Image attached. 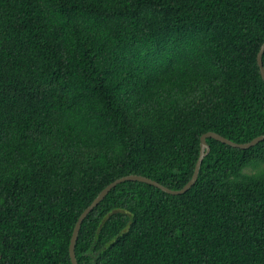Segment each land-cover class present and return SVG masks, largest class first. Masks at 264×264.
<instances>
[{
    "label": "trees",
    "instance_id": "trees-1",
    "mask_svg": "<svg viewBox=\"0 0 264 264\" xmlns=\"http://www.w3.org/2000/svg\"><path fill=\"white\" fill-rule=\"evenodd\" d=\"M263 42L264 0H0V264H72L108 183L264 134ZM206 142L182 194L112 188L78 264H264V140Z\"/></svg>",
    "mask_w": 264,
    "mask_h": 264
},
{
    "label": "water",
    "instance_id": "water-1",
    "mask_svg": "<svg viewBox=\"0 0 264 264\" xmlns=\"http://www.w3.org/2000/svg\"><path fill=\"white\" fill-rule=\"evenodd\" d=\"M263 53H264V42L260 45L259 50H258L257 55H256V60H257V64L259 67L260 75H261L262 80L264 81V66H263V62H262V54ZM206 138H213L217 141H220V142L227 144V145L234 147V148L247 149V148L254 146L258 142L264 140V134L256 136L253 139H251L250 141L243 142V143L234 142V141H232V140H230V139H228V138H226V137H224L218 133L212 132V131H208V132L202 134L200 136L199 154H198V157H197L194 169H193V173H192L190 179L186 182V184H184V186L181 187L180 189H171L165 185H162L161 183H159L158 181H156L154 179H151L149 177H146V176L140 175V174L124 175V176L116 178L113 181H111L110 183H108L104 188H102L100 190V192L91 201V203L83 209V211L80 213V215L78 216V218L74 224L72 235L70 238V243H69V256H70L71 263L72 264H78L77 259H76V255H75V243H76L78 232H79V229L81 227L83 220L104 199V197L109 193V191L112 188H114L117 184L124 182V181H139V182H143V183H147L149 185H152V186L160 189L161 191L168 193V194H171V195H179V194L186 192L196 182L202 160L210 151V146L206 142Z\"/></svg>",
    "mask_w": 264,
    "mask_h": 264
},
{
    "label": "rangeland",
    "instance_id": "rangeland-1",
    "mask_svg": "<svg viewBox=\"0 0 264 264\" xmlns=\"http://www.w3.org/2000/svg\"><path fill=\"white\" fill-rule=\"evenodd\" d=\"M252 171H253L252 168H247V169H246V172H252Z\"/></svg>",
    "mask_w": 264,
    "mask_h": 264
}]
</instances>
